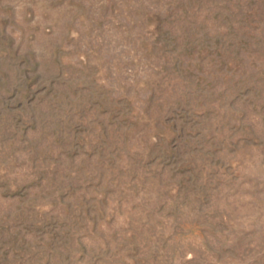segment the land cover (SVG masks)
<instances>
[{
	"label": "rangeland",
	"instance_id": "1",
	"mask_svg": "<svg viewBox=\"0 0 264 264\" xmlns=\"http://www.w3.org/2000/svg\"><path fill=\"white\" fill-rule=\"evenodd\" d=\"M0 264H264V0H0Z\"/></svg>",
	"mask_w": 264,
	"mask_h": 264
}]
</instances>
